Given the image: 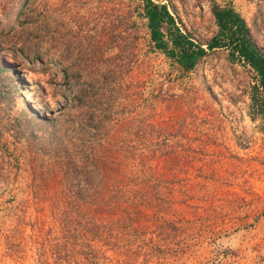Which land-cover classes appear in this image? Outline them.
Instances as JSON below:
<instances>
[{
    "label": "rangeland",
    "instance_id": "1",
    "mask_svg": "<svg viewBox=\"0 0 264 264\" xmlns=\"http://www.w3.org/2000/svg\"><path fill=\"white\" fill-rule=\"evenodd\" d=\"M154 1L192 65L142 0H0V264H264V96L207 48L216 4L264 54V0Z\"/></svg>",
    "mask_w": 264,
    "mask_h": 264
},
{
    "label": "trees",
    "instance_id": "2",
    "mask_svg": "<svg viewBox=\"0 0 264 264\" xmlns=\"http://www.w3.org/2000/svg\"><path fill=\"white\" fill-rule=\"evenodd\" d=\"M142 9L147 19L150 40L153 47L165 52L182 67L192 65L205 54L201 45L194 43L176 25L174 17L165 4L154 0H142ZM212 12L218 26V33L207 43V48L225 46L231 56H236L243 64L249 66L256 75L260 95L264 96V54L253 43L245 20L231 7L213 5ZM261 97L252 94V106L256 110L264 103ZM260 101V102H259ZM116 188V187H115ZM115 200L120 188H116ZM111 201V197H109ZM106 201L103 202L105 204ZM103 212V207H101Z\"/></svg>",
    "mask_w": 264,
    "mask_h": 264
}]
</instances>
